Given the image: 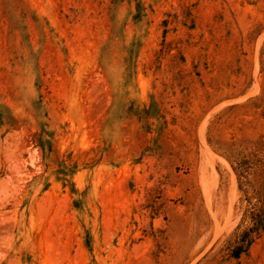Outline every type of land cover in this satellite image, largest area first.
<instances>
[{"label": "rangeland", "instance_id": "rangeland-1", "mask_svg": "<svg viewBox=\"0 0 264 264\" xmlns=\"http://www.w3.org/2000/svg\"><path fill=\"white\" fill-rule=\"evenodd\" d=\"M0 264H264V0H0Z\"/></svg>", "mask_w": 264, "mask_h": 264}]
</instances>
